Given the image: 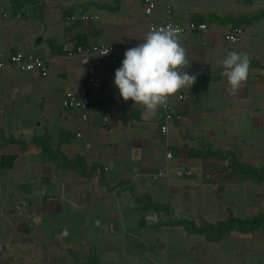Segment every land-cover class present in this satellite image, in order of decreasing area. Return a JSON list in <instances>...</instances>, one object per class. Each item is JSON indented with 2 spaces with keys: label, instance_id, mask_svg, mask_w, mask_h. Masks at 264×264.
<instances>
[{
  "label": "crops",
  "instance_id": "crops-1",
  "mask_svg": "<svg viewBox=\"0 0 264 264\" xmlns=\"http://www.w3.org/2000/svg\"><path fill=\"white\" fill-rule=\"evenodd\" d=\"M0 0V60L16 51L43 57L49 73L0 69V264H264V231L231 230L216 240L173 224L165 204L198 225L230 216L264 215V180L245 176L243 164L264 166V16L240 22L241 41L225 32L264 11V0H157L151 15L137 0ZM172 9V14L167 12ZM87 11V21L68 19ZM19 14L20 16H18ZM205 21L206 32L180 34L189 74L202 75L178 101L183 114L163 133V113L124 101L114 84L127 49L143 42L151 21ZM113 44L119 60L97 69L103 92L90 117L63 106L67 90L87 86L75 45ZM229 51L246 53L250 75L235 94L221 75ZM107 117V120L104 118ZM46 137L72 168L41 153ZM172 151V157L167 152ZM160 170L163 175H157Z\"/></svg>",
  "mask_w": 264,
  "mask_h": 264
},
{
  "label": "clouds",
  "instance_id": "clouds-1",
  "mask_svg": "<svg viewBox=\"0 0 264 264\" xmlns=\"http://www.w3.org/2000/svg\"><path fill=\"white\" fill-rule=\"evenodd\" d=\"M179 32L171 24L150 29L142 43L125 51L122 66L115 71L114 84L120 97L143 106L151 117L166 108L168 99L178 91L189 90L197 79L185 70L189 61ZM220 64L227 90L235 95L249 78L250 59L246 53L229 51Z\"/></svg>",
  "mask_w": 264,
  "mask_h": 264
},
{
  "label": "built area",
  "instance_id": "built-area-1",
  "mask_svg": "<svg viewBox=\"0 0 264 264\" xmlns=\"http://www.w3.org/2000/svg\"><path fill=\"white\" fill-rule=\"evenodd\" d=\"M144 3L146 15H151L156 7L157 0H137ZM169 14H172V9H167ZM20 16L19 14H17ZM95 15L87 11H77L70 14L68 19L70 21L84 20L87 21ZM168 24L180 29L179 35L191 31L206 32L209 29L205 21L197 19H189L181 21L173 17H169L163 21H151L149 23L148 31L152 28L166 26ZM244 35V29L240 25L231 26L225 32V39L231 43L241 41ZM74 53L80 55L85 62V78L87 86L83 87L80 91L67 90L64 93L63 106L65 108L79 109L82 112V118L88 120L90 117V108L93 97L99 96L103 92V83L97 76V69L102 64L104 58H109L114 62L119 60L118 48L113 44H90L85 45L79 43L73 49ZM107 53V54H106ZM15 66L22 71H37L40 75L46 76L49 73L48 62L40 56L33 53H24L16 51L11 54L8 59L0 60V69L7 66ZM197 78H202V75H196ZM187 95L184 89H181L177 95L178 101L183 102ZM163 113V120L161 124V131L167 133L169 126L173 121H182L183 114L181 113L178 105H175L171 99H168L166 108H160ZM107 120V117L104 118ZM172 151L167 152V157H172ZM164 171L160 170L157 175H163Z\"/></svg>",
  "mask_w": 264,
  "mask_h": 264
},
{
  "label": "trees",
  "instance_id": "trees-1",
  "mask_svg": "<svg viewBox=\"0 0 264 264\" xmlns=\"http://www.w3.org/2000/svg\"><path fill=\"white\" fill-rule=\"evenodd\" d=\"M12 1L16 3L18 9L22 7V4L19 2V0ZM262 16H264V11L259 14L250 16L247 19H234L233 17L219 18L217 15H211V18L220 19L221 21L227 22L232 21L234 22V25H239L240 22L247 20L252 21L255 19H259ZM35 142L41 146V153L43 156H47L52 160H62V163L66 164L69 167L78 168V163L83 161L82 157L80 156H78L74 161L68 160L60 150L51 147L46 137L37 138L35 139ZM191 153L200 156H214L220 159H226L227 157L231 156V163L233 166L237 167L238 171H241L245 176L251 177L257 181L264 180V166L261 168L247 166L239 161L233 152L227 151L224 153L218 150L206 149L194 150L191 151ZM150 208H153L157 211H165L168 213L170 212L173 224L182 225L189 232L205 234L206 237L210 240L219 239L231 230L250 232L262 228L264 231V215L261 214L249 219H238L234 216H230L229 218L221 220L216 224L204 223L202 225H198L194 220L180 217L178 213L171 212L169 207L165 204L151 203ZM93 264H98V261L93 260Z\"/></svg>",
  "mask_w": 264,
  "mask_h": 264
}]
</instances>
